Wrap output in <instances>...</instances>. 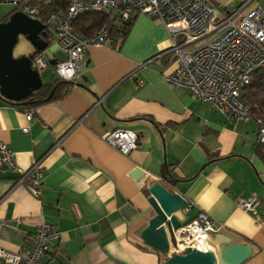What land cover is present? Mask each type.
Returning a JSON list of instances; mask_svg holds the SVG:
<instances>
[{
	"label": "crops",
	"instance_id": "1",
	"mask_svg": "<svg viewBox=\"0 0 264 264\" xmlns=\"http://www.w3.org/2000/svg\"><path fill=\"white\" fill-rule=\"evenodd\" d=\"M212 2L237 5L236 0ZM15 9L0 0V23ZM21 40L17 57L34 55L32 44L23 36ZM169 46L161 21L135 13L125 36L114 32L104 46L87 49L77 82L65 98L29 109L0 97V144L15 152L20 170L43 162L39 196L15 186L20 176L16 169L0 172V247L16 252L31 242L39 226L52 223L61 238L46 264H164L168 257L141 239L156 216L148 191L130 176L141 167L186 199L190 210L185 208L184 214L191 215L181 220L176 214L183 225L205 212L224 224L220 235L253 247L242 264H264L259 125L230 119L168 82L167 57H158ZM58 51L55 44L42 52L54 68L38 71L41 79L47 77L43 85L58 78ZM26 127L29 134L22 131ZM116 130L138 135V147L129 156L105 142ZM166 164L175 176L172 185L162 181ZM253 197L260 202L261 222L239 206L241 199ZM213 241L216 236L209 250L217 252Z\"/></svg>",
	"mask_w": 264,
	"mask_h": 264
},
{
	"label": "built area",
	"instance_id": "2",
	"mask_svg": "<svg viewBox=\"0 0 264 264\" xmlns=\"http://www.w3.org/2000/svg\"><path fill=\"white\" fill-rule=\"evenodd\" d=\"M2 1L41 21L40 8L27 4V0ZM236 2V6H217L212 0H68L66 10L56 11L41 22L54 36L59 50L67 56L56 64L58 78L75 84L87 49L104 46L111 35L109 25L89 38L79 35L73 25L80 15L100 11L113 18L117 16L124 24L135 13L159 20L170 38L169 48L158 57L159 61L167 57L165 67L171 70L167 73V81L186 89L196 101L228 118L248 123L253 119L241 94L251 84L255 73L264 68V6L253 5L255 0ZM32 62L39 72L50 67L44 54H36ZM32 119L33 114L29 112L27 121ZM257 123V142L264 145V121ZM22 131L29 134L30 128ZM104 139L124 156L136 151L139 141L138 135L129 130H116ZM7 169H16L20 173L16 187H23L34 196L42 193V160L35 162L28 171L20 170L15 152L0 144V172ZM259 204L255 197L239 201L243 210L253 212L261 222L257 215ZM189 210L190 207L186 208ZM224 228V224L200 212L174 231L171 254L184 255L189 248L197 250L200 239H211ZM60 238L56 224L43 223L31 242L20 250L11 252L0 247V264H46L45 259L52 254Z\"/></svg>",
	"mask_w": 264,
	"mask_h": 264
},
{
	"label": "water",
	"instance_id": "3",
	"mask_svg": "<svg viewBox=\"0 0 264 264\" xmlns=\"http://www.w3.org/2000/svg\"><path fill=\"white\" fill-rule=\"evenodd\" d=\"M21 36L32 44L35 54L50 48L45 40L49 35L41 21L18 11L8 21L0 23V97L16 106L29 104L25 100L43 87L40 73L33 68L35 54L14 57ZM55 63L52 62V65ZM130 176L140 189L148 191L149 203L156 213L142 232L141 239L147 246L168 257L164 264H242L253 255L252 246L233 243L231 238L220 234L215 235L216 242L213 241L217 252L205 253L189 248L184 255H170L171 242L175 243L174 231L183 226L176 213L187 206L186 199L168 190L141 167H136Z\"/></svg>",
	"mask_w": 264,
	"mask_h": 264
},
{
	"label": "trees",
	"instance_id": "4",
	"mask_svg": "<svg viewBox=\"0 0 264 264\" xmlns=\"http://www.w3.org/2000/svg\"><path fill=\"white\" fill-rule=\"evenodd\" d=\"M27 4L38 6L40 8L41 13L39 15V19L44 22L54 12L66 10L68 6V0H27ZM20 10L21 9L17 7L15 12ZM131 24L132 19L124 24L121 20L119 21L117 16L113 18L106 15L104 12L94 11L80 15L75 20L73 26L74 30L79 35L83 36L84 38H89L98 33L105 25H109L111 27L110 37L114 32L125 36ZM45 40L50 44V46L55 42L54 37L51 35L46 37ZM72 87V83L55 78L50 85H43L39 91L33 93L28 99H26L25 102L29 103L26 105V107L30 109L40 106L44 103L59 101L71 93ZM53 92L54 94L52 95L51 99H49ZM241 99L249 108V112L253 120L256 122L258 120L264 121V68L258 70L255 73L251 84L242 90ZM257 145V154L264 162V145H261L258 142ZM162 181L169 185L176 183L175 176L171 173L170 166L168 164L165 165ZM146 193L149 195L148 192Z\"/></svg>",
	"mask_w": 264,
	"mask_h": 264
},
{
	"label": "rangeland",
	"instance_id": "5",
	"mask_svg": "<svg viewBox=\"0 0 264 264\" xmlns=\"http://www.w3.org/2000/svg\"><path fill=\"white\" fill-rule=\"evenodd\" d=\"M257 2H260V3H264V0H257ZM23 41L21 40L18 44H17V46L15 47V50H14V57H16L17 58V56H18V54H19V51H20V49H21V46H22V43ZM54 45H55V43H53L51 46H50V48H49V51H51L53 48H54ZM57 58L59 59V60H65L66 59V54H64V53H62V52H60V51H58L57 52ZM53 70H54V68L53 67H50V69H49V71H52L53 72ZM46 78L47 77H45V75L42 77V80H44V81H46ZM242 122V121H241ZM162 183V182H161ZM164 185V184H163ZM165 186V185H164ZM166 187V186H165ZM168 190H170L168 187H166ZM171 191V190H170ZM172 192V191H171ZM174 193V192H173ZM184 209L185 208H182V209H180L176 214H177V216L178 217H180V219L181 220H183V217L184 218H188L191 214H189V215H187V214H184ZM180 221V220H179ZM181 222V221H180ZM182 223V222H181Z\"/></svg>",
	"mask_w": 264,
	"mask_h": 264
},
{
	"label": "bare ground",
	"instance_id": "6",
	"mask_svg": "<svg viewBox=\"0 0 264 264\" xmlns=\"http://www.w3.org/2000/svg\"><path fill=\"white\" fill-rule=\"evenodd\" d=\"M211 239L208 238L207 240H204V239H200L198 241V244H197V250H200L202 252H216L214 250H209L210 247H208V243ZM215 246V245H214ZM216 247V246H215ZM170 253H171V249H170ZM171 255V254H170ZM169 255V256H170Z\"/></svg>",
	"mask_w": 264,
	"mask_h": 264
},
{
	"label": "flooded vegetation",
	"instance_id": "7",
	"mask_svg": "<svg viewBox=\"0 0 264 264\" xmlns=\"http://www.w3.org/2000/svg\"><path fill=\"white\" fill-rule=\"evenodd\" d=\"M158 57V56H157Z\"/></svg>",
	"mask_w": 264,
	"mask_h": 264
}]
</instances>
